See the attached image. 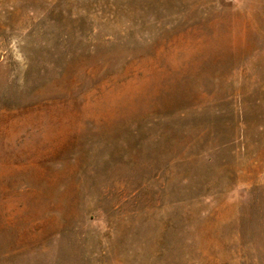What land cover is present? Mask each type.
Masks as SVG:
<instances>
[{"label":"rangeland","instance_id":"obj_1","mask_svg":"<svg viewBox=\"0 0 264 264\" xmlns=\"http://www.w3.org/2000/svg\"><path fill=\"white\" fill-rule=\"evenodd\" d=\"M0 264H264V0H0Z\"/></svg>","mask_w":264,"mask_h":264}]
</instances>
